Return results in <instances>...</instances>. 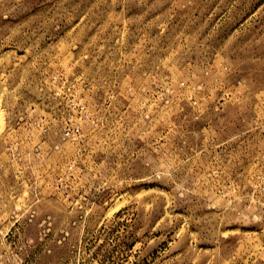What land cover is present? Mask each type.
Instances as JSON below:
<instances>
[{
  "label": "rangeland",
  "instance_id": "rangeland-1",
  "mask_svg": "<svg viewBox=\"0 0 264 264\" xmlns=\"http://www.w3.org/2000/svg\"><path fill=\"white\" fill-rule=\"evenodd\" d=\"M0 264H264V0H0Z\"/></svg>",
  "mask_w": 264,
  "mask_h": 264
}]
</instances>
